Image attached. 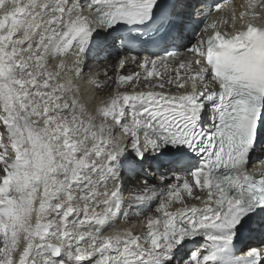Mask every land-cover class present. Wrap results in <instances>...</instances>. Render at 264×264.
<instances>
[{"label": "snow or ice", "instance_id": "1", "mask_svg": "<svg viewBox=\"0 0 264 264\" xmlns=\"http://www.w3.org/2000/svg\"><path fill=\"white\" fill-rule=\"evenodd\" d=\"M200 5L0 0V264H264V0Z\"/></svg>", "mask_w": 264, "mask_h": 264}, {"label": "bare ground", "instance_id": "2", "mask_svg": "<svg viewBox=\"0 0 264 264\" xmlns=\"http://www.w3.org/2000/svg\"><path fill=\"white\" fill-rule=\"evenodd\" d=\"M244 10H248L249 11V9H242L241 11H244ZM219 24H221V21L219 20V21H217V25H219ZM116 53V51H114V53L112 54H109V55H107L106 57H104V56H96V55H94V54H90V58L91 59H87V65L89 64L90 65V62H91V60L92 59H96V62L97 63H100L101 65L100 66H105L106 68L108 67V66H110V65H112V64H114L116 61H117V56H114V54ZM58 62V60L56 61H53V64H55V63H57ZM130 66H132L133 68H132V71H139V69L136 67V65H134V64H132V65H128L127 66V68H129ZM126 68V69H127ZM113 69V68H112ZM112 69H110V70H108L107 69V73L109 74V75H112ZM98 72H99V69L97 68L96 69ZM97 71H95V72H97ZM87 102V101H86ZM88 104L90 103V102H87ZM136 186V182H133L132 184H129L128 185V187L124 190V191H126V195H124L125 196V198H127V196H128V194L132 191V189L134 188ZM126 206V205H125ZM117 226H118V228H120V229H122V228H124V227H126L127 225L126 224H122V222H118L117 224H116ZM137 231H139V229L137 228ZM247 233V232H246ZM245 233V234H246ZM247 234H249V233H247ZM243 240L244 239H241V242H239L236 246H241L242 245V242H243ZM201 244H203V240H201Z\"/></svg>", "mask_w": 264, "mask_h": 264}]
</instances>
